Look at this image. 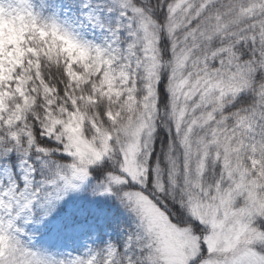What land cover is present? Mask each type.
I'll use <instances>...</instances> for the list:
<instances>
[{
  "label": "snow or ice",
  "instance_id": "obj_1",
  "mask_svg": "<svg viewBox=\"0 0 264 264\" xmlns=\"http://www.w3.org/2000/svg\"><path fill=\"white\" fill-rule=\"evenodd\" d=\"M0 264H264V0H0Z\"/></svg>",
  "mask_w": 264,
  "mask_h": 264
}]
</instances>
